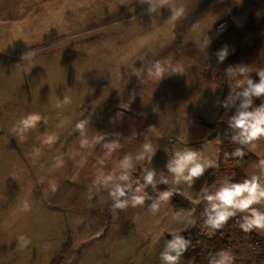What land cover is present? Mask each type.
Listing matches in <instances>:
<instances>
[{
    "label": "rangeland",
    "instance_id": "1",
    "mask_svg": "<svg viewBox=\"0 0 264 264\" xmlns=\"http://www.w3.org/2000/svg\"><path fill=\"white\" fill-rule=\"evenodd\" d=\"M204 1L0 0L7 40L0 63L24 67L32 56L68 50L90 78L78 107L29 106L28 115L42 119L27 130L20 122L19 89L11 85L5 97L11 106L0 119V264H48L67 238L71 246L57 264H163L160 253L173 235L191 239L178 264H193L191 249L202 235L218 231L205 225L204 197L234 177L238 135L229 120L246 99L248 80L258 83L256 73L264 68V0H218L179 33ZM173 8L184 11L173 19ZM232 25L245 33L249 46L216 75L207 48ZM190 43L202 56L182 54ZM156 62L163 68L160 77ZM83 121V130L77 129ZM217 122L224 126L211 125ZM48 137L55 138L51 144L45 143ZM255 144L250 150L258 158ZM105 147L112 155H104ZM187 149L197 152L199 162L218 167L190 184L183 179L187 169L182 175L170 170ZM125 155L131 157L129 167L120 163ZM145 169L202 207L161 199L162 192L145 181ZM243 173L240 183L257 176L264 186L259 158L248 161ZM109 175L113 180L106 182ZM121 175L129 179L121 181ZM116 183L133 190L123 209L113 207L109 195ZM135 196L144 203L133 206ZM252 207L264 212V200ZM247 214L232 217V241L224 251L233 256L231 264H264V230L253 229L252 235L239 227ZM8 252L9 261L3 259Z\"/></svg>",
    "mask_w": 264,
    "mask_h": 264
},
{
    "label": "clouds",
    "instance_id": "2",
    "mask_svg": "<svg viewBox=\"0 0 264 264\" xmlns=\"http://www.w3.org/2000/svg\"><path fill=\"white\" fill-rule=\"evenodd\" d=\"M162 3H167V0H162ZM153 9H149L151 12ZM183 8H173L172 18L176 19L182 15ZM208 43V40L205 41ZM227 55V50L225 49L219 54V59L222 61ZM155 75L160 77L163 72L159 62L154 65ZM231 72V69L227 70ZM244 71V69H241ZM152 69L149 70V75H152ZM259 76V82L253 83L251 79L248 80L249 88L243 92V96L246 98L240 109L237 110L236 115L230 118L229 125L233 128L241 129V135L245 137L246 142H251L264 136V103H261V107L256 109L255 112L247 111V109L252 105L253 101L251 97L255 96L260 98L264 96V68L260 69L256 73ZM67 102V98H66ZM41 116L38 114H30L26 118L22 119L20 122L23 124L24 129L34 128L36 124L41 120ZM86 121L78 122L76 125L77 129L83 130ZM54 137H48L45 143L51 144L54 141ZM146 150L151 151V147L148 144L144 145ZM38 151V150H37ZM154 154V153H153ZM227 156V153H225ZM233 155L244 156V152L241 149H236ZM178 159L176 160V167L171 168V171L182 175L187 169V175L183 176V179L190 184L194 182V178L202 177L205 171L209 168H216L213 161L199 162L197 160V152L191 149L185 150L182 154L178 153ZM143 156L141 155V157ZM131 157L125 155L124 159L120 162L122 166H130ZM191 165V167H189ZM261 165H264V160H261ZM144 171L147 172V169ZM153 172H147L144 177L147 183L153 181ZM129 179L128 175H121L119 180L127 181ZM113 177L111 175L105 178L106 182H111ZM178 182V180H177ZM167 183V181H164ZM52 190H56V185L53 183ZM131 190L130 184L116 183L109 190V195L115 201L113 207L125 208L127 202L121 200V197H125L127 192ZM141 189L136 188L139 192ZM173 193L171 191H165L161 194V199L168 200ZM134 205L144 203L143 196H135ZM204 199L207 201L208 207L205 209L206 220L205 225L211 227L213 230L220 229L224 223L228 221L229 218L236 216L237 212L248 213L243 216L242 222L239 223V227L244 232H250L253 229L264 230V212L252 207L254 204L260 203L264 200V186L261 185L259 178L257 176H252L250 179H245L242 183H231L222 185L216 192L207 194ZM153 212L157 211V205L152 206ZM21 241L26 245L29 243L25 237H20ZM191 244V239H185L183 235H173L172 240L168 241L167 248L160 253V259L163 264H178L180 257L187 251ZM221 259L216 261L215 264H231L233 256L225 251L220 252ZM212 264V262H210Z\"/></svg>",
    "mask_w": 264,
    "mask_h": 264
},
{
    "label": "crops",
    "instance_id": "3",
    "mask_svg": "<svg viewBox=\"0 0 264 264\" xmlns=\"http://www.w3.org/2000/svg\"><path fill=\"white\" fill-rule=\"evenodd\" d=\"M0 22L4 23L5 19ZM3 29L5 30L4 27L0 28V47H3L7 43L4 37L5 34L2 31ZM25 48L26 52L30 51L27 47ZM6 49L8 51V48ZM5 51L3 50V52ZM19 51L21 50L19 49ZM58 51H54V54L50 57H46L42 53L32 56L29 58V60L32 59V63L26 60L27 64L24 67L22 65L11 67L8 64L0 63V102H6L7 104H0V119L7 115L8 109L11 106L8 105V101L5 99V97L9 99L10 91L13 89L11 85L16 86L20 91L17 106L21 109L19 110L21 118L28 116L27 108L29 106L35 108H41L44 105L48 107L70 108L79 106L87 87L90 85V78L86 77V73L83 74L80 69L76 68L72 61L73 57H70L68 50ZM11 73H14L15 77L11 76ZM45 102L51 103L45 104ZM120 139H122L121 133ZM253 147H256L254 149L256 151L259 149L260 153H255L259 156L258 158L261 163V160H264V136L257 139ZM106 154H111L110 151L107 152V148L104 155ZM18 245L21 248V243ZM58 250L59 248L48 264L51 263ZM5 252L7 251L4 249ZM7 258H10L9 252L3 255V259ZM7 260L9 261V259ZM5 263L7 264V262Z\"/></svg>",
    "mask_w": 264,
    "mask_h": 264
},
{
    "label": "trees",
    "instance_id": "4",
    "mask_svg": "<svg viewBox=\"0 0 264 264\" xmlns=\"http://www.w3.org/2000/svg\"><path fill=\"white\" fill-rule=\"evenodd\" d=\"M218 0H206L204 1L200 7H198L193 14L184 22L181 26H179V33H183L190 26H192L209 8L210 5L217 2ZM264 22V20H263ZM245 33H243L236 26H229L219 37L212 41V43L207 48V59L209 61L211 70H213L214 74L218 75L224 69H226L230 64L234 63L246 52L249 43H245ZM176 42H179L177 38ZM177 45L179 43H176ZM227 50V55L221 61L219 59V54ZM181 52L184 55L191 56H202L201 51L193 44L190 43L186 47L181 48ZM261 103H264V96L260 98H255L253 100L252 105L247 109V111L255 112L256 109L261 107ZM214 127L218 125H223L222 123H211ZM237 131L238 138L235 141L236 149H241L244 152V156L241 157L236 155L235 165H234V177L228 181L227 184L231 183H240V179L243 177V167L250 160H258L256 155H254L250 147L256 141L246 142L245 137L241 135V129L233 128ZM165 180L158 177L157 175H153L152 183L157 187L162 193L165 191H171L173 195L169 198L171 202L176 204L182 208H192V209H200L202 207L201 203H193L187 197H185L180 192L174 191L167 183H164ZM133 195V190L127 192L125 197H121V200H128ZM206 196V195H205ZM204 201H202L203 203ZM238 215V212L237 214ZM233 218H229L224 225L218 229L214 233V235H202L200 243H196V245L191 249L194 253V261L193 264H215L218 261V258L221 256L220 252L224 251L226 246L231 242V230ZM253 235V231L249 232ZM71 246V239L67 238L66 242L61 245V248L53 257L50 264H57L60 258L63 256L65 252L69 250Z\"/></svg>",
    "mask_w": 264,
    "mask_h": 264
}]
</instances>
